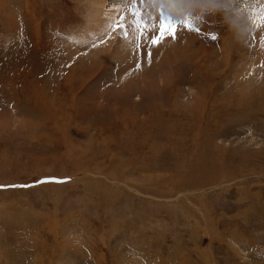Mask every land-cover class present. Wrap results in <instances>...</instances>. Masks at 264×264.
Masks as SVG:
<instances>
[{"label": "rangeland", "instance_id": "rangeland-1", "mask_svg": "<svg viewBox=\"0 0 264 264\" xmlns=\"http://www.w3.org/2000/svg\"><path fill=\"white\" fill-rule=\"evenodd\" d=\"M116 1L0 0V264H264V26L137 50Z\"/></svg>", "mask_w": 264, "mask_h": 264}, {"label": "snow or ice", "instance_id": "snow-or-ice-1", "mask_svg": "<svg viewBox=\"0 0 264 264\" xmlns=\"http://www.w3.org/2000/svg\"><path fill=\"white\" fill-rule=\"evenodd\" d=\"M155 3V0H153ZM141 5V6H138ZM120 6L123 11H120L116 20L109 23L105 29V39L113 36V33H119V37L132 45L135 49L141 50L140 41L145 37L146 33H153L150 36L149 46L158 44L164 37H171L175 39L177 36V29L184 28L190 32H200V28L197 24H194L191 20H184L183 22H175L170 17H167L164 13L163 7L159 9V18L149 9L145 7V0H120ZM249 15L251 16L253 23L256 27L264 26V6H261L258 10L249 8ZM130 14L131 20H128ZM129 26L132 28V33L129 32ZM158 30V34L157 33ZM211 39L216 40L217 35L215 32L209 31L207 33ZM131 37V39H130ZM104 40H99L93 34L92 46L96 47L98 43H104ZM261 46L264 47V36L261 37ZM149 61L151 59V53H148ZM135 67L139 69L141 62L137 61ZM0 187H5L0 185Z\"/></svg>", "mask_w": 264, "mask_h": 264}, {"label": "clouds", "instance_id": "clouds-1", "mask_svg": "<svg viewBox=\"0 0 264 264\" xmlns=\"http://www.w3.org/2000/svg\"><path fill=\"white\" fill-rule=\"evenodd\" d=\"M145 7L159 18V9L175 22L191 20L194 24H207L218 20L238 43L251 38L256 30L246 0H145Z\"/></svg>", "mask_w": 264, "mask_h": 264}, {"label": "bare ground", "instance_id": "bare-ground-1", "mask_svg": "<svg viewBox=\"0 0 264 264\" xmlns=\"http://www.w3.org/2000/svg\"><path fill=\"white\" fill-rule=\"evenodd\" d=\"M117 3H120V0L119 1H116ZM105 4V3H104ZM118 4H116V6H117ZM139 5V4H138ZM94 6V5H93ZM97 6H100V3H97L96 4V7ZM100 7H98V9H99ZM100 10V9H99ZM120 11H121V9H120ZM101 12V11H100ZM99 13V12H98ZM97 20V19H96ZM179 30L181 31V29L179 28ZM150 36V35H149ZM123 54H125V53H123Z\"/></svg>", "mask_w": 264, "mask_h": 264}]
</instances>
